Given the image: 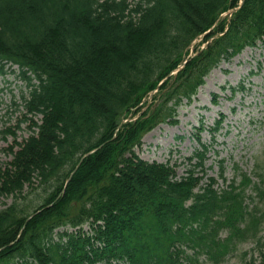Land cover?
Segmentation results:
<instances>
[{"label":"trees","instance_id":"trees-1","mask_svg":"<svg viewBox=\"0 0 264 264\" xmlns=\"http://www.w3.org/2000/svg\"><path fill=\"white\" fill-rule=\"evenodd\" d=\"M240 2L0 0V76L17 67L31 130L0 167V205L13 199L0 211V264H222L248 239L261 245L264 213L248 193L263 202L264 190L236 165L216 188L198 136L180 179L135 154L222 62L264 42V0ZM200 40L211 42L190 56Z\"/></svg>","mask_w":264,"mask_h":264},{"label":"rangeland","instance_id":"rangeland-1","mask_svg":"<svg viewBox=\"0 0 264 264\" xmlns=\"http://www.w3.org/2000/svg\"><path fill=\"white\" fill-rule=\"evenodd\" d=\"M138 1L127 0L129 4ZM207 44L201 40L195 42L190 49L191 55ZM14 71L0 77V167L11 162V152L18 150L15 144H22L31 135L29 116L25 117L22 103V97H26L29 90L17 70ZM219 115L224 117L222 127L217 134L211 135L208 129L214 126ZM174 120L175 124H160L143 137L141 146L135 149L139 159L147 163H169L175 168L176 179H180L189 170L187 159L198 148L195 140L198 136L201 143L209 146L204 169L206 178L216 180V188H223L234 179L236 165L240 172L264 190V183L260 182L264 181V42L255 49H245L229 62H222L205 78L192 103L184 101L176 110ZM34 122L39 124L40 117ZM200 122L204 131H199ZM220 160L224 161L225 183L219 179ZM259 175L262 178L258 179ZM25 192L28 193V189ZM248 196L253 199V205L257 203L258 209L264 213V200L259 202L251 193ZM12 200H1L0 211ZM35 200V194H29L26 203ZM257 239L261 242L259 247L256 240L248 239L238 244L235 252L222 264H248L253 260L258 264L261 254H264V223ZM201 261L200 264H206L203 259Z\"/></svg>","mask_w":264,"mask_h":264},{"label":"water","instance_id":"water-1","mask_svg":"<svg viewBox=\"0 0 264 264\" xmlns=\"http://www.w3.org/2000/svg\"><path fill=\"white\" fill-rule=\"evenodd\" d=\"M242 3H243V0H241V2H240V6L242 5ZM240 6H239V7H240ZM234 12H235V11L230 12L229 15L233 14Z\"/></svg>","mask_w":264,"mask_h":264},{"label":"bare ground","instance_id":"bare-ground-1","mask_svg":"<svg viewBox=\"0 0 264 264\" xmlns=\"http://www.w3.org/2000/svg\"><path fill=\"white\" fill-rule=\"evenodd\" d=\"M245 74H246V73H243L242 75H245ZM242 75H241V76H242ZM239 77H240V76H239ZM239 77H238V78H239ZM239 79H240V78H239ZM239 79H238V80H239ZM207 81H208V80H207Z\"/></svg>","mask_w":264,"mask_h":264}]
</instances>
